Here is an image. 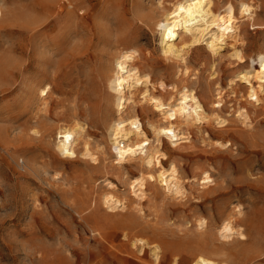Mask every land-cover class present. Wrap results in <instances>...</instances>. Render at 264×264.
<instances>
[{
  "label": "rangeland",
  "instance_id": "rangeland-1",
  "mask_svg": "<svg viewBox=\"0 0 264 264\" xmlns=\"http://www.w3.org/2000/svg\"><path fill=\"white\" fill-rule=\"evenodd\" d=\"M56 1L0 0V264H195L203 252L230 264H264V89L252 96L239 77L264 72V0H216L218 7L233 1L237 15L248 7L253 17L241 19L237 41L219 40V52L208 43L214 27L199 32L187 62L168 58L160 40L164 15L178 0H88L84 19L79 5L72 16L65 9L38 32L30 24L20 33L31 14ZM124 54L150 74L149 92L170 99L177 85L193 93L168 113L190 139L173 144L164 136L159 144L166 165L181 171V196L150 180L139 204L128 184L148 172L141 155L115 160L108 127L118 117V92L108 78ZM44 76L54 78L45 100L31 88ZM143 86L133 89L140 88L126 113L153 148L151 122L163 116L143 99ZM199 107L206 118L195 121ZM241 107L249 119L237 116ZM80 125L70 138L62 132ZM87 141L96 155L83 154ZM108 181L123 199L114 208L103 200ZM224 218L244 235L221 236Z\"/></svg>",
  "mask_w": 264,
  "mask_h": 264
},
{
  "label": "bare ground",
  "instance_id": "bare-ground-1",
  "mask_svg": "<svg viewBox=\"0 0 264 264\" xmlns=\"http://www.w3.org/2000/svg\"><path fill=\"white\" fill-rule=\"evenodd\" d=\"M87 1L88 0H57L52 8L49 6L45 7L42 14H31L32 17L30 16L27 19L28 22L24 25L25 29L21 28L20 33L23 34L30 24H34V26L29 29H32L33 33L38 32L48 26L53 17L59 16L65 11V9H67V13L72 16L79 5H81V9L85 12L84 16H81L82 19H84L88 14V11L91 9L86 3ZM173 5L174 7L164 15V20L161 24L160 40L163 53L168 58L174 57L180 59L182 62H187V49L193 48L201 42L202 35L198 36L199 32L204 33L208 31L210 26L214 27L215 31L212 32L211 35L212 40L208 41V43L210 46L209 48L214 52H219V49L223 47L219 40L228 43L227 40L232 38L237 41L242 30L241 19L252 18L254 14L248 7L244 6L241 15H237L235 13L233 1H229L224 7H218L216 0H178ZM2 14L3 11L0 7V16ZM37 15H39V17ZM185 34L191 35L188 41H184L185 39H183V35ZM182 39L183 41H181ZM234 42H231L232 45H235ZM20 49L23 51L24 48L22 45H20ZM233 53L239 56V50H235ZM115 67L116 73L108 78L109 86L118 92V95L115 97L118 117L112 120L108 127L112 147L118 151L115 160L117 163L123 162L124 160L131 161L138 155H141L142 163L144 164L143 166L148 169V172L144 175H139L131 179L129 178L128 187L130 194L134 196L135 199L137 198V202L141 204L142 199L147 196L146 190L148 181L154 180L161 183L160 185L168 191V194L170 192L172 195L175 194V196H177L176 194H179V196H181L185 189L183 184L184 181L180 173L181 171L174 162L166 165L164 162L166 154L161 152L159 144L164 139V136H167L173 144H177L180 141L182 143V141L190 139V134L187 135L182 130L179 131L173 126L168 113H176L182 110L185 107V104L193 99V93L189 88H182V86L179 87L177 85H174L173 90L175 94L173 93L174 95L170 99H165L161 95H158V93L154 92L153 94L149 92L148 85L151 80L150 74L142 73L138 66L132 64V62L129 61V54L117 57ZM239 77L240 79L248 81V93L252 96L258 94L259 86L264 89V72L260 70H248L245 74H242ZM214 78H216L215 75ZM53 84V76H44L39 79H34L31 88L39 95V97L45 100L54 88ZM139 85L145 86L144 91L140 92L142 93L141 95H143V99L147 100L148 103L153 106L154 111H160L163 116V120L160 122H151L152 131L155 134L153 148L150 146L151 142L148 140L150 138L147 131L142 127H134L126 113V109L134 101L135 90L133 89H136ZM139 89L140 88H138V90ZM138 90L135 92H138ZM224 92L223 88H220L218 98L222 99ZM237 113V116L242 117L243 121L248 118L249 113L245 107L237 109ZM217 117L219 120L218 122H226V118L220 115ZM205 118L206 116L200 111L199 107L198 110L194 112L193 119L195 121H202ZM62 128V132L67 138H70L73 133L83 130L82 125L76 128L66 126ZM85 144L83 154L87 156L96 155L93 152L91 144L88 141ZM59 148L65 153L67 145L65 142L59 143ZM202 174L201 183L204 185H208L213 181L209 170L203 171ZM107 185L108 189H110L104 193L103 200L106 205L114 208L119 203L121 204L123 199L115 194L117 191L115 188L117 186L112 181H108ZM218 231H220V235L224 238H228V236L230 237L234 233L244 235V232L238 228L235 221L230 218H224L221 221L220 230ZM140 240L142 243L144 242L143 238H140ZM204 253L205 252L196 255L195 264H230L228 260H216L213 259L212 256L207 255L208 253ZM154 254L156 259L159 258V247L157 245L154 248Z\"/></svg>",
  "mask_w": 264,
  "mask_h": 264
}]
</instances>
